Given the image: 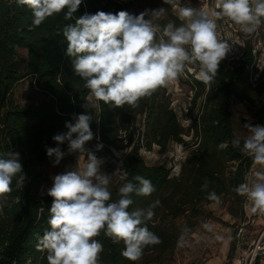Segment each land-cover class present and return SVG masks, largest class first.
<instances>
[{
    "label": "trees",
    "instance_id": "trees-1",
    "mask_svg": "<svg viewBox=\"0 0 264 264\" xmlns=\"http://www.w3.org/2000/svg\"><path fill=\"white\" fill-rule=\"evenodd\" d=\"M137 0H82L72 20H65L60 13L49 17L40 26L30 30L31 12L26 6H17L11 0H0V158H7L10 150L20 153L24 185L17 186L18 176L13 179L12 191L0 197V264H47V253L36 249L38 236L48 228L49 209L52 198L41 194L39 189L47 181L42 165L52 161L47 147H57L54 135L67 131L65 123L72 121L73 114L85 113L82 105L86 100L97 103L83 81L74 76L71 58L66 55L67 40L62 29L74 23L76 17L97 11L117 13L127 11L138 15L148 8L138 9ZM161 28L172 22L179 26L176 17L166 20L149 17ZM250 41L244 42L241 53L231 60L221 62L217 75L210 85L184 73L193 91L189 105V124L183 128L173 108L165 87L142 98L139 106L124 105L111 108L102 101L100 107H89L92 115L90 127L105 150H125L121 163V181L109 189L112 200L118 199V188L135 175L152 181L155 191L150 196L132 194L129 211L147 208L156 200L160 205L148 222V228L161 243L144 248L143 255L151 252L164 254L175 243L174 233L162 223L166 217L176 218L187 206L212 203L207 192L215 191L219 197L231 195L236 204L242 205L244 196L235 188L244 183L252 159L232 146L235 135L232 122L231 100L244 89L254 69L255 54ZM18 50L26 51L25 62ZM30 77L42 99L36 104L19 105L12 100L14 86ZM79 84V91L73 85ZM201 99V108L195 110ZM74 122V121H73ZM185 136H190L186 141ZM241 146L243 139L239 138ZM95 146L98 141L93 139ZM221 143L227 147L220 148ZM171 144L190 147L181 164L179 175L169 177L163 165L145 164L140 150H159ZM67 143L59 145L63 147ZM208 183V189L203 185ZM102 245L99 264H149L129 261L121 255L123 242L113 240L103 232L95 237ZM235 241L231 243L234 249Z\"/></svg>",
    "mask_w": 264,
    "mask_h": 264
},
{
    "label": "clouds",
    "instance_id": "clouds-1",
    "mask_svg": "<svg viewBox=\"0 0 264 264\" xmlns=\"http://www.w3.org/2000/svg\"><path fill=\"white\" fill-rule=\"evenodd\" d=\"M17 6H26L31 12L30 30L40 26L49 17L63 13L65 20H72L82 0H11ZM171 4L182 22H172L163 28L149 17L159 18L166 9H146L138 15L127 11L117 13L97 11L76 17L66 24L62 33L67 40L66 55L71 58L75 77L83 81L97 103L82 105L86 112L73 114L67 121L64 133L53 136L57 147H47L49 157L59 164L65 153L59 145L67 143L68 153H87V162L52 177L47 195L52 198L47 220L48 228L38 236L36 249L46 252L47 264H99L103 245L95 239L101 232L113 240L123 242L121 255L132 262L142 258L144 248L161 243L160 238L148 228V222L160 205L156 200L147 208L129 211L132 194L150 196L155 188L152 181L135 175L118 188V199L112 200L109 191L110 175L101 170L105 163L97 152L104 147L98 143L95 150L86 148L94 139L90 122L91 106L99 102L111 108L128 105L139 106L142 98L157 89L167 87L181 74L195 66L196 79L210 85L221 62L231 51L229 43L219 38L216 20L206 11L195 7L180 6L176 0H163ZM217 19L228 18L246 34H253L264 24V0H217ZM79 91L80 85H73ZM74 121V122H73ZM250 135L243 141L232 140V146L249 156L254 166L251 182L239 184L235 191L247 198L252 211L264 214V125L245 123ZM220 148L227 147L221 143ZM7 158H0V197L12 191L13 179L17 186L24 185L26 174L19 152L10 150ZM117 169L116 171H118ZM247 179V178H246ZM208 189V183L203 185ZM209 201L220 202L213 191L207 192ZM217 240H223L217 236Z\"/></svg>",
    "mask_w": 264,
    "mask_h": 264
},
{
    "label": "rangeland",
    "instance_id": "rangeland-1",
    "mask_svg": "<svg viewBox=\"0 0 264 264\" xmlns=\"http://www.w3.org/2000/svg\"><path fill=\"white\" fill-rule=\"evenodd\" d=\"M176 2L180 6L195 7L206 11L209 18L216 20L219 38L227 41L229 45L237 46L239 53L244 42H251L252 53L256 56L255 70L250 73L245 88L239 89L238 95L231 100L234 133L237 137L245 140L250 135L244 126L245 123L264 125V24L249 35L242 32L239 26L228 18L217 19L215 17L214 13L219 11L216 7L217 0H176ZM136 4L138 9L163 7L166 11L161 16L162 18L166 20H173V16L178 18L173 5L165 4L163 0H137ZM18 53L25 62L26 51L18 50ZM239 53L234 56L227 55L226 59L236 58ZM186 71L191 77L196 78L198 69L195 66H189ZM188 79L183 73L176 81L165 87L170 96V105L183 128L189 124V105L193 93L186 83ZM11 97L19 105L36 104L42 99L30 77L21 80L14 86ZM201 105L202 101L199 99L192 115L198 108H201ZM184 139L188 141L190 136H185ZM92 142L93 140L88 142L86 148L94 151L95 146ZM60 148L65 153L60 163L54 164L55 157H52L51 162L43 164L41 167L47 175V181L39 189L41 194L47 193L48 188L51 187L52 177L71 170L77 165V161L81 166L87 162V153L70 154L68 145ZM189 149L190 147L183 144H171L160 151L158 146L152 145L151 150L141 149L140 154L145 164L163 165L168 169L169 177L176 178ZM124 152L125 150L111 149V153L105 150L96 153L97 156L105 159L101 170L110 175L109 189L117 186L121 181L120 167ZM259 168V165H251L248 172V175H251L250 182L254 179L253 171L259 170ZM117 169L119 170L116 171ZM245 203L242 207L235 203L231 195H224L220 197L218 204L215 202L201 203L194 208L187 206L176 218L166 217L162 224L174 233L175 243L164 254L151 252L136 262L141 263L148 260L149 264H249L250 241L256 240L259 232L264 228V214L254 213L251 203L249 201H245ZM240 227L242 232L238 235L237 231ZM217 236H222L224 239L217 240ZM233 241H235L234 249L231 248ZM252 264H264V259L256 258Z\"/></svg>",
    "mask_w": 264,
    "mask_h": 264
},
{
    "label": "built area",
    "instance_id": "built-area-1",
    "mask_svg": "<svg viewBox=\"0 0 264 264\" xmlns=\"http://www.w3.org/2000/svg\"><path fill=\"white\" fill-rule=\"evenodd\" d=\"M221 39V38H220ZM231 47V51L229 52L228 55L230 56H234L236 55L237 53H239V48H238V51H237V46H232L230 45ZM237 51V52H236ZM241 53V51H240ZM239 53V54H240ZM97 137V136H95ZM95 141H98L96 138H94ZM251 175L248 173L246 174L245 176V179H244V183L245 182H250V177ZM247 178V179H246ZM245 201L247 202V198L244 197V201L242 203V207L244 206ZM244 217V216H243ZM245 218L243 219V222H244ZM242 227V225H241ZM238 228V231H237V234L239 235L241 232H242V228ZM249 247L251 248L249 251H250V258H249V264H252V262L257 258H260V259H264V228L259 232L256 240H252L250 241V245ZM240 263V262H239Z\"/></svg>",
    "mask_w": 264,
    "mask_h": 264
},
{
    "label": "water",
    "instance_id": "water-1",
    "mask_svg": "<svg viewBox=\"0 0 264 264\" xmlns=\"http://www.w3.org/2000/svg\"><path fill=\"white\" fill-rule=\"evenodd\" d=\"M229 263H230V261H229Z\"/></svg>",
    "mask_w": 264,
    "mask_h": 264
}]
</instances>
